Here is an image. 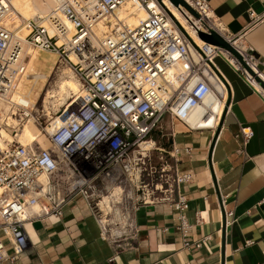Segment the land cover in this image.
<instances>
[{
	"label": "built area",
	"instance_id": "2783aa9c",
	"mask_svg": "<svg viewBox=\"0 0 264 264\" xmlns=\"http://www.w3.org/2000/svg\"><path fill=\"white\" fill-rule=\"evenodd\" d=\"M183 1L196 17L168 0H54L51 12L23 21L25 34L21 35L20 28L14 30L5 22L11 0H0V102L7 106L0 116V232L13 250L8 254L0 239V264L27 248L24 223L59 217L62 207L76 195L83 199L99 237L113 254L131 248L138 233L134 212L145 206L164 205L175 212L183 248H197L208 238L187 240L200 219L195 212L194 223L188 221V202L180 186L193 176L179 172V148L173 132L166 131L161 121L167 115L190 129L202 128L187 120L211 96L223 99V110L227 87L211 62L215 55L255 86L235 58L198 37V32L214 30L207 0ZM126 3L125 16L138 9L144 12L136 24L115 14ZM98 26L102 28L99 35L95 34ZM225 39L250 69L260 72L250 48ZM24 43L53 53L85 94L73 96L71 103L54 112L61 123L44 132L45 148L18 141L28 119L43 130L36 102L19 104L7 98L26 71ZM220 115L208 127H215ZM240 133L243 141L251 136L246 127ZM53 173H59L62 181L51 179Z\"/></svg>",
	"mask_w": 264,
	"mask_h": 264
},
{
	"label": "crops",
	"instance_id": "0c3cea01",
	"mask_svg": "<svg viewBox=\"0 0 264 264\" xmlns=\"http://www.w3.org/2000/svg\"><path fill=\"white\" fill-rule=\"evenodd\" d=\"M207 3L214 31L250 48L264 78V0ZM212 58L227 87L217 125L190 129L167 115L161 121L166 131L173 132L179 148V172L193 176L180 192L188 202V221L194 223L195 212L200 219L187 240L208 236L199 247L183 248L175 212L153 205L134 212L137 238L131 248L113 254L99 237L83 199L76 195L59 217L24 223L27 248L2 264H264V100L258 88L245 82L222 56ZM243 127L251 131L245 141L240 133ZM50 178L62 181L59 173ZM0 239L12 255V246L1 232Z\"/></svg>",
	"mask_w": 264,
	"mask_h": 264
},
{
	"label": "bare ground",
	"instance_id": "6f19581e",
	"mask_svg": "<svg viewBox=\"0 0 264 264\" xmlns=\"http://www.w3.org/2000/svg\"><path fill=\"white\" fill-rule=\"evenodd\" d=\"M11 5H12V10L7 16L5 22L14 30L20 28L21 35H24L25 31L22 29L23 21L36 16L39 18L43 17L44 15H46L47 13L51 12L54 9L55 4H54V0H11ZM126 8H129V5L127 3L123 4L122 7L115 12L116 16L118 18H124L125 21L129 24H136L140 19L143 18L144 12L140 9L135 10L134 15L125 16L124 12L126 11L124 9ZM171 13L174 16H176L173 9H171ZM210 24L213 27L214 23L212 21H210ZM214 27H216V25H214ZM101 30H102L101 26H98V28L95 29L96 31L95 34L99 35V33H101ZM192 40L195 43L199 42L196 39V37H192ZM36 53L49 54L55 57V55L49 51L34 50L33 48L29 47L26 43H24L22 57H24L26 71L21 77H19L16 80L15 89L11 91L7 96L9 101L11 100L12 102L19 104H33L30 99V91L27 94H24L20 92V89L22 83L29 82L31 79H33V77H29L30 76L29 65L32 63V59L34 58ZM214 59L215 58H211V62H213ZM251 69L253 72L257 73V76L260 79L264 81V78L263 76H261L260 72L256 71L253 67ZM34 79L37 80L40 79V77H34ZM253 83L255 88H258V90L264 95V90L258 85V83L255 82L254 80ZM70 95L84 97L85 94L78 80L74 77L71 71L68 68L62 69L58 75V80L49 90L45 92L43 96L44 109L47 111L51 106L53 107L56 106V110H57L58 106L62 105V103L65 102V99ZM3 106L6 105L3 102H0L1 117L5 115L4 113H2ZM222 107H223V99L222 101L221 100L217 101V99L213 96L206 97L203 100V103L194 109L193 113L188 117L187 121L191 126H194L195 123H198L199 126L201 127L214 126V124L217 121L218 115L221 114ZM206 113H209V115H207L206 118H203L202 120H198V118L201 115H204ZM10 119L11 118L8 117L7 121H10ZM59 123H61V120L58 118L53 123H51V129L46 128L43 129V131L45 133L51 132ZM0 132L2 133V131ZM40 136H41V131L39 130V128L31 121V119H28L19 130L18 141L24 145L31 144L32 142L37 141V139ZM39 179L43 180V177L41 176L39 177Z\"/></svg>",
	"mask_w": 264,
	"mask_h": 264
},
{
	"label": "rangeland",
	"instance_id": "374dc122",
	"mask_svg": "<svg viewBox=\"0 0 264 264\" xmlns=\"http://www.w3.org/2000/svg\"><path fill=\"white\" fill-rule=\"evenodd\" d=\"M32 63L29 65V77H33V79H31L29 82L22 83L20 92L27 94L30 91V99L32 103L36 102L37 112L42 118L41 127L43 129H51V123L58 119L54 116V112L62 108V106L71 103L74 98L73 95H70L65 99V102H63L62 105L58 106L57 110L56 106H51L46 111L44 109L43 96L45 92L49 90L58 80L60 71L62 69H67V67L57 63L55 57H53L52 55L42 53H36L34 58L32 59ZM34 77H40V79L35 80ZM2 110L3 112H5L4 110H6V106H3ZM50 117L52 120L50 119ZM49 120H51L50 124L46 126L44 123ZM44 126L46 127L44 128ZM38 128L41 131V136L37 139L36 142L42 144L43 147L44 144H46L45 133L40 127Z\"/></svg>",
	"mask_w": 264,
	"mask_h": 264
},
{
	"label": "water",
	"instance_id": "95a60500",
	"mask_svg": "<svg viewBox=\"0 0 264 264\" xmlns=\"http://www.w3.org/2000/svg\"><path fill=\"white\" fill-rule=\"evenodd\" d=\"M172 5L177 6L181 5L184 7L193 17H196L194 11L183 1V0H168ZM198 37L207 43H210L214 46L221 48L230 54L233 58H235L242 67L253 77L254 81L258 83V85L264 90V81L260 79L241 59L237 50L231 45V42L223 38L216 31L209 29L208 33L198 32ZM186 36V35H185ZM187 37V36H186ZM190 44L196 49V46L192 43V41L187 37ZM217 73V72H216ZM218 74V73H217ZM224 110V109H223Z\"/></svg>",
	"mask_w": 264,
	"mask_h": 264
}]
</instances>
